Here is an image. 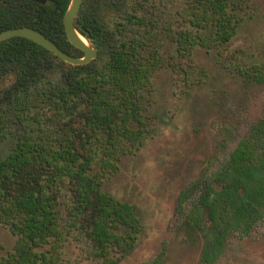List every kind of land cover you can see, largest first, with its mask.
<instances>
[{
  "label": "trees",
  "instance_id": "obj_1",
  "mask_svg": "<svg viewBox=\"0 0 264 264\" xmlns=\"http://www.w3.org/2000/svg\"><path fill=\"white\" fill-rule=\"evenodd\" d=\"M70 1L0 0V32L33 27L82 56L64 30ZM259 6L83 0L75 27L98 55L80 65L22 36L1 41L0 143L8 147L0 150V223L16 241L0 264H64L70 241L101 264L128 257L144 230L141 211L106 190L104 180L167 121L157 78L170 74L173 91L181 80L189 94L213 76L195 62L203 52L243 86L263 83L264 60L229 52L242 28L260 18ZM178 207L182 228L202 240V264H214L233 236L249 235L264 220V114L216 171L180 190ZM165 255L163 249L148 264H163Z\"/></svg>",
  "mask_w": 264,
  "mask_h": 264
},
{
  "label": "rangeland",
  "instance_id": "obj_2",
  "mask_svg": "<svg viewBox=\"0 0 264 264\" xmlns=\"http://www.w3.org/2000/svg\"><path fill=\"white\" fill-rule=\"evenodd\" d=\"M258 2L260 18L242 28L231 54L246 50L264 60V0ZM195 58L212 69L213 76L187 94L181 80L174 93L170 74H161L157 83L164 90L158 109L164 110L167 121L157 123L141 150L124 156L104 180L106 190L139 207L144 224L138 246L119 264H148L163 249V264H202V240L190 237L181 225L179 192L200 175L216 171L264 114V82L243 86L205 53ZM7 147V142L0 143V150ZM15 241L0 223V256L12 251ZM63 258L64 264H101L87 257L75 241L66 244ZM214 264H264V220L249 235L233 236Z\"/></svg>",
  "mask_w": 264,
  "mask_h": 264
},
{
  "label": "water",
  "instance_id": "obj_3",
  "mask_svg": "<svg viewBox=\"0 0 264 264\" xmlns=\"http://www.w3.org/2000/svg\"><path fill=\"white\" fill-rule=\"evenodd\" d=\"M35 1L44 2L45 0ZM82 1L83 0H71L63 17L66 36L72 45L83 51L82 56L72 55L63 51L44 33L29 26L14 27L1 31L0 42L10 37L22 36L31 39L52 51L65 62L73 65L89 63L91 60L97 57L98 50L93 44L89 43L87 40L85 41L83 39L85 37L75 27V18L81 8Z\"/></svg>",
  "mask_w": 264,
  "mask_h": 264
},
{
  "label": "bare ground",
  "instance_id": "obj_4",
  "mask_svg": "<svg viewBox=\"0 0 264 264\" xmlns=\"http://www.w3.org/2000/svg\"><path fill=\"white\" fill-rule=\"evenodd\" d=\"M85 41H86V39L85 38H83Z\"/></svg>",
  "mask_w": 264,
  "mask_h": 264
}]
</instances>
